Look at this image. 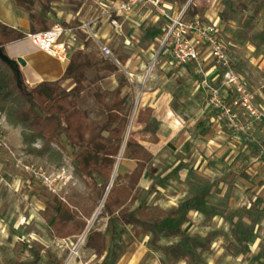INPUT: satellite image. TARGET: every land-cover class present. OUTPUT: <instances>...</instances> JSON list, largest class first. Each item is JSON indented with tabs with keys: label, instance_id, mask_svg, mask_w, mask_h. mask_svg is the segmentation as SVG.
I'll return each instance as SVG.
<instances>
[{
	"label": "rangeland",
	"instance_id": "rangeland-1",
	"mask_svg": "<svg viewBox=\"0 0 264 264\" xmlns=\"http://www.w3.org/2000/svg\"><path fill=\"white\" fill-rule=\"evenodd\" d=\"M188 4L199 13L203 9V18L196 17L220 30L241 91L224 92L219 71L207 55L202 60L207 80L196 73V64L179 65L173 59L172 39L167 37L172 20ZM165 6L167 16L155 22L143 21V13H150V8L144 7L136 13L138 22L128 20L118 33L111 25L104 27L112 32L107 36L109 49L115 58H125L126 65L119 62L120 72L102 74L97 85L87 83L79 109L97 134L107 122L106 105L113 101L121 77L126 76L129 84L124 92L130 93V101L104 135L118 144L119 137L123 136L125 143L127 133L129 139L134 131L137 147L145 155L146 169L133 190L137 201L127 204L129 210L145 206L154 221L160 219L159 213L175 212L170 227L182 229L197 241L203 264H264L258 249L240 245L213 210L223 207L250 220L255 204L264 209V0H165ZM32 11L52 26L39 2ZM83 29L87 44L96 50V40L102 42L100 34L98 38L91 35L92 23ZM95 76L94 71L88 73L91 79ZM63 84L67 90L74 87L73 83ZM19 88L24 89L22 85ZM98 90L108 95L104 103L95 98ZM138 109L154 111L147 123H153L151 131L144 132L143 123L137 122ZM5 125L18 161L0 152V264H66L68 260L98 264L95 253L86 247L93 230L106 235L108 264H116L135 243H141L148 250L147 258L159 264H183L165 250L177 245L180 238L152 232L135 237L128 222L103 215L104 206L98 213L102 200L96 166H91L92 178L78 174L74 164L77 152L64 136L51 152L40 155L31 152L41 148L40 142L27 146L21 128L8 121ZM27 165H34L36 172L27 171ZM137 167L138 161L126 147L117 174L121 185L130 183L127 176ZM41 169L52 182L43 177ZM55 197L79 213L75 223L79 230L66 243L55 237L45 218V210ZM191 212L200 216L191 221ZM250 224L264 244V216Z\"/></svg>",
	"mask_w": 264,
	"mask_h": 264
},
{
	"label": "trees",
	"instance_id": "trees-1",
	"mask_svg": "<svg viewBox=\"0 0 264 264\" xmlns=\"http://www.w3.org/2000/svg\"><path fill=\"white\" fill-rule=\"evenodd\" d=\"M59 1L16 0L19 6L27 5L30 9L35 6L36 2H39L42 11L46 14L51 12L52 4ZM186 1L182 0V3H186ZM187 14L190 17H196L199 14L203 18L204 10L202 9L199 13L193 5H190ZM30 21L31 33L49 29L48 21L45 18L30 15ZM26 36L24 32L0 22V47L3 52H5V46ZM117 59L122 65H126L125 58L118 57ZM91 71L96 74L92 79L88 77V73ZM119 72L120 68L113 60L107 59L95 51L77 50L61 80L43 81L34 87L23 85L24 89H20L13 69L0 58V116H4L12 126L22 129L25 145L32 146L36 142L41 143L40 149H31L33 153L46 155L53 150L54 146L60 144L64 136L68 145L77 152L74 164L78 174L85 178H92L94 173L91 166H96L100 179L101 200L110 186L124 143L123 136L119 137L118 144H115L113 137H106L104 133L111 131L119 119V110L127 106L130 101V93L124 92V88L129 84L128 79L126 76H122L118 86L114 89L113 101L106 105L109 110L107 122L97 134L86 123L79 109V99L87 90V83L97 85L103 78L102 74ZM21 80L24 82L23 76H21ZM67 80H71L74 85L70 90L65 89L62 85ZM107 97V94L100 93L99 90L95 93V98L102 103ZM153 112L152 109H138L137 111V122L143 123L144 132L153 129L151 127L153 123L147 126ZM142 113L144 114L142 115ZM134 134V131H131L126 147L131 156L138 161V167L127 176L130 179V183L127 185H121V176H116L104 203L103 215L113 220L128 222L135 230V237L152 232L164 237L180 238L177 245L166 247L165 250L177 256L178 259L187 261L188 264H203L199 259L197 241L182 229L170 227L172 217L177 216L175 212L159 213L160 219L154 221L145 206H140L132 212L129 210L127 204L137 201L133 190L140 183L146 169L145 155L138 149ZM156 141L158 142V140ZM213 210L215 214L229 222L230 233L240 245L247 246L257 241L251 225L243 219L242 215L218 207ZM263 216L264 209L255 204L249 216L251 221L255 222ZM45 218L58 239L71 238L79 230L75 224L79 213L58 197L48 204ZM86 247L93 250L97 257H102L107 250L106 235L98 230L89 232ZM258 253L264 261V244L262 242L258 245Z\"/></svg>",
	"mask_w": 264,
	"mask_h": 264
},
{
	"label": "crops",
	"instance_id": "crops-1",
	"mask_svg": "<svg viewBox=\"0 0 264 264\" xmlns=\"http://www.w3.org/2000/svg\"><path fill=\"white\" fill-rule=\"evenodd\" d=\"M122 1L125 0H60L59 2L52 4V10L47 14V19L49 20V23H52V25L55 23H62L68 27L75 29L67 37V39H69L67 42L71 47L72 56L77 50H84L85 52L95 51L99 55H101L98 45L96 50H92L91 46L87 44L84 37L87 32H85L83 29L78 30L77 28L83 27L86 24L91 25L92 23V26L94 28V35H96V38H98L97 35L100 34V39H102V42L108 46V39H110L112 32L109 29L103 30L104 27L110 25V22L108 20V12L105 13L103 11L112 10L117 3ZM146 8H150V13H143V21L148 19L149 22H155L163 16L161 12L155 10L154 8ZM165 8H167V6H165ZM29 9L30 8H28L27 5L19 6L16 0H0V22L13 29L24 32L28 36V34L31 33L30 15L35 14L32 9ZM138 12L139 8L137 9L136 13ZM136 13L130 19H128L129 21H127L138 22ZM108 22L109 24H107ZM108 34H110V37L107 38ZM27 36L21 40L8 44L4 49L5 55L10 60L17 62L18 58H22L26 61L25 66L17 63V71L24 78L23 85L34 87L35 85L43 81L55 82L61 80L70 62L61 63L57 59L46 55L45 53L37 49L27 38ZM214 76H218L216 70H214ZM63 83L70 84L72 83V81L67 80ZM62 85L64 86V84ZM218 208L230 212L229 209L223 207ZM214 215L216 217H219L222 221H225L230 229L229 222L215 213ZM190 216L192 217V221L193 218L197 219L200 215L199 212H191ZM243 219L249 224L252 223L251 219L249 220L245 217ZM60 240L66 243V239ZM260 242L261 241L257 239L254 244L249 245H251L254 249H258V245ZM91 251L94 252L93 250ZM148 255V250H146L141 243H135L131 246L128 252L123 254V256L118 260L116 264H159L154 259L147 258ZM97 259L99 262L98 264H108L111 261L110 255L108 254V248L104 255L100 258L97 257ZM76 261L77 260H75V262L73 263L72 260H68L66 264H77ZM181 262L183 264L187 263V261L185 260H181ZM83 264L85 263L83 262Z\"/></svg>",
	"mask_w": 264,
	"mask_h": 264
},
{
	"label": "built area",
	"instance_id": "built-area-1",
	"mask_svg": "<svg viewBox=\"0 0 264 264\" xmlns=\"http://www.w3.org/2000/svg\"><path fill=\"white\" fill-rule=\"evenodd\" d=\"M189 4L181 7L182 11L179 17L172 20L174 25L167 37V39H169V37L172 39L173 59L179 65L196 64V73L205 75L202 67V60L203 57L207 55L211 58L219 71L224 92L228 93V91L232 89L241 91L239 76L234 70L231 55L221 40L222 34L220 30L214 25L203 23L200 17H190L187 14ZM144 7L154 8L161 12L163 16H167L165 0H125L117 3L112 10L108 11V20L111 29L118 33L122 30L124 23L135 15L137 9ZM87 26H89V24L77 29H83ZM74 30V28L68 27L62 23H55L46 31L28 34L27 38L37 49L46 55L57 59L61 63H68L72 57V52L67 42V37ZM91 35L96 38V35L92 33ZM96 42L103 57L120 64L106 44L98 40H96ZM206 76L207 75H205V79L207 80ZM206 80L203 81V84L208 86ZM245 103H248V101L245 100ZM249 110L252 111L251 108H249ZM6 122V118L0 116V151H4L10 157L18 161L6 134ZM24 168L27 171L36 172L34 165H27ZM40 172L42 175L44 174L42 169ZM43 177L47 181H51V177L48 178L46 174H44ZM87 233L88 231L85 232L84 238H86Z\"/></svg>",
	"mask_w": 264,
	"mask_h": 264
},
{
	"label": "water",
	"instance_id": "water-1",
	"mask_svg": "<svg viewBox=\"0 0 264 264\" xmlns=\"http://www.w3.org/2000/svg\"><path fill=\"white\" fill-rule=\"evenodd\" d=\"M0 58L7 64V65H9L12 69H13V71H14V73H15V75H16V77H17V80H18V86L20 87L21 85L23 86V82H22V80H21V75L19 74V72L17 71V63L18 64H20V65H22V66H25L26 65V61L24 60V59H22V58H18L17 59V62H15V61H13V60H10L6 55H5V53L2 51V49H1V47H0ZM143 89H144V87H142V89H141V91H143ZM139 96H140V94H139ZM138 101H139V99H137L136 100V102H135V105H134V110H133V116L135 115V112H136V108H137V105H138ZM131 123H132V119H131V122H130V126L129 127H131ZM128 138V137H127ZM128 140V139H127ZM127 140H125L126 142H127ZM115 173V172H114ZM114 175H113V178H112V180H111V183H110V186L108 187V189H107V191H106V193H105V196H104V198H103V200H102V207L104 206V203H105V201H106V199H107V197H108V195H109V193H110V189H111V187L113 186V183H114Z\"/></svg>",
	"mask_w": 264,
	"mask_h": 264
},
{
	"label": "bare ground",
	"instance_id": "bare-ground-1",
	"mask_svg": "<svg viewBox=\"0 0 264 264\" xmlns=\"http://www.w3.org/2000/svg\"><path fill=\"white\" fill-rule=\"evenodd\" d=\"M137 107H138V105H137ZM136 110H137V108H136ZM136 113V112H135ZM133 118H134V116H132V123H133ZM132 123H131V125H132ZM131 129V127H129V130ZM128 134L129 133H127V136H126V140H127V137H128ZM125 143H126V141H125ZM124 143V145H123V147H122V150H121V153H120V156H119V158H118V162H117V165H116V168H115V173H114V180H115V178H116V176H117V174L120 172V169H121V166H122V160H123V156H124V153H125V149H126V144ZM102 204L103 203H101V205H100V208H99V210H98V213L100 212V210H101V208H102Z\"/></svg>",
	"mask_w": 264,
	"mask_h": 264
}]
</instances>
